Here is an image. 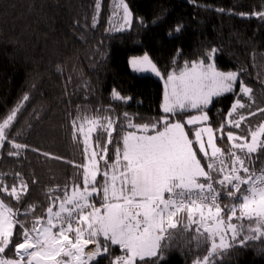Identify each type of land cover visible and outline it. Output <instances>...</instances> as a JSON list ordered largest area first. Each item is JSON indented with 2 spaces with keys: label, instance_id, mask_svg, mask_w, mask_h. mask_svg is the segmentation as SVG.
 Instances as JSON below:
<instances>
[{
  "label": "trees",
  "instance_id": "16d2710c",
  "mask_svg": "<svg viewBox=\"0 0 264 264\" xmlns=\"http://www.w3.org/2000/svg\"><path fill=\"white\" fill-rule=\"evenodd\" d=\"M125 2L133 13L132 24L117 31L122 15L118 0H100L94 27L97 0H0V122L20 105L8 135L15 142L30 146L19 156L8 155L11 147L7 141L0 148V180L12 186L22 178L28 184L27 193H21L19 201L3 191L0 200L18 213L15 219L26 228L36 218H43L42 223H46L47 208L53 206V211L58 210L59 201L54 198H62L65 188L69 194L75 185L83 188L82 168L78 165L87 163V153L83 133L72 127L73 119L81 117L77 124L83 125L84 131H88L96 116L101 122L105 116L116 121L112 144H106L102 128L97 127L89 134L94 147L98 142L97 152L107 146V156L112 162L115 146L123 134L142 133L138 128L127 127L129 120L135 125L157 124L159 129L165 116L170 123L173 119L185 123L189 115L198 113L187 111L175 117L164 113L165 80L135 72L130 63L134 57L147 54L165 79L173 71H181L185 64L191 66L200 60L214 61L224 72L240 73L236 89L215 97L212 106L205 109L209 114L208 125L213 129L223 126L224 138L220 139L216 133V143L225 153L231 146L227 132L247 135L250 140L249 130H256L264 122L262 112L249 115L264 108V20L253 15L264 11V0ZM178 25L180 32L175 31ZM213 48L217 51L210 61L207 54ZM241 80L253 89L254 104L242 94ZM114 90L131 99H114ZM24 96H28L27 101ZM236 99L249 105L238 110L247 117L239 129L227 123L228 119H234L228 113ZM197 127L189 128L194 131ZM17 132L19 136L15 135ZM198 157L207 171L208 159L201 153ZM251 159L253 171L264 168V150L252 154ZM100 167H104L103 160ZM102 181L99 176L97 184ZM245 187L242 186V191ZM221 194L222 215L227 221L228 208L234 200ZM100 197L92 196L91 200L99 206ZM173 219L177 227L169 229L174 234L171 240L162 241L163 258L157 264H196L210 251V241H205L207 234L202 228L196 231L199 224H189L186 210ZM193 220H198V214L193 215ZM231 223L240 222L234 218ZM243 223L247 226L251 222L245 218ZM20 233V225L16 224L4 257L16 258L13 245L22 241ZM73 236L74 233L70 234ZM110 251L119 254L115 246ZM94 264L109 262L100 258ZM147 264H152V260ZM215 264H264V237L218 251Z\"/></svg>",
  "mask_w": 264,
  "mask_h": 264
},
{
  "label": "snow or ice",
  "instance_id": "6c2138e0",
  "mask_svg": "<svg viewBox=\"0 0 264 264\" xmlns=\"http://www.w3.org/2000/svg\"><path fill=\"white\" fill-rule=\"evenodd\" d=\"M100 6V0H97L93 27ZM117 7L122 10V15L116 30L123 31L131 27L133 13L125 0H118ZM253 15L264 20V11ZM175 31L180 32L181 26L178 25ZM216 51L213 48L208 52L210 61ZM130 63L134 71L151 72L165 80L164 113L175 117L178 113L198 110V114L186 120L188 125H202L194 131L195 140L189 138L185 124L179 119L170 123L169 117L165 116L159 129L157 124L135 125L129 120L127 127L138 128L143 134H123L115 146V160L109 162L107 146L97 152L98 142L94 147L89 134L97 127L102 128L107 136L106 144H112L116 121L105 116L101 122L96 116L88 131H84L83 125L77 124L81 117L73 119L72 127L83 133L84 152L87 153V163L78 165L82 168L83 188L75 185L70 194L65 188L62 198H54L59 201L58 210L53 211V206H49L46 223H42L43 218H36L30 228L15 219L18 213L0 200V264H94L100 258L107 259L109 264H147L148 260L157 264L163 258L162 241L171 240L174 234L169 229L177 227L173 218L184 210L188 213L189 224H199L196 231L202 228L207 234L205 241H210V251L196 264H215L218 250L227 251L230 247L244 246L247 241L264 237V168L259 172L250 168L252 154L264 150V122L256 130H249L250 140L247 135L227 132V140L231 142L227 153L215 143L216 133L220 134V139L224 138L223 126L218 129L204 126L209 120L205 109L212 104L213 98L235 90L240 73L219 71L215 63L206 64L200 60L191 66L185 64L181 71H173L165 79L147 54L134 57ZM240 84L242 94L254 104L253 89L242 80ZM113 98L131 99L121 97L115 90ZM23 100L27 101L28 96ZM246 107L249 105L236 99L228 113L234 119H228L227 123L239 129L247 117L238 110ZM19 109L20 105L10 110L0 122V148L7 141L11 147L8 155L12 156H19L30 147L15 142L8 135ZM257 111L264 113V108L249 115H256ZM149 132L153 134L149 135ZM193 143L208 159L207 171L197 157ZM101 160L104 161L103 169ZM213 172L215 176L211 174ZM15 175L20 177L19 173ZM98 176L103 178L101 184H97ZM214 184L220 187H214ZM242 186H246L243 191ZM27 189L28 184L22 178L12 186L0 180V191L17 201ZM222 192L225 198L234 200L228 208L227 221L219 202ZM94 194L101 196L99 206L90 199ZM194 214H198V220H193ZM234 218L240 223H231ZM245 218L251 222L247 226L243 223ZM16 224L20 225L23 239L13 245L16 258H6L2 254L12 243ZM89 245L94 247L89 249ZM113 246L119 249V254L110 251Z\"/></svg>",
  "mask_w": 264,
  "mask_h": 264
},
{
  "label": "rangeland",
  "instance_id": "374dc122",
  "mask_svg": "<svg viewBox=\"0 0 264 264\" xmlns=\"http://www.w3.org/2000/svg\"><path fill=\"white\" fill-rule=\"evenodd\" d=\"M132 60V59H131ZM211 62H213L214 63V61H211ZM206 64L207 63H209V62H205ZM215 66H216V64H215ZM217 68V67H216ZM217 70H219L218 68H217ZM219 71H221V70H219ZM135 72H137V71H135ZM137 73H139V74H153V75H155L154 73H151V72H137ZM238 82V81H237ZM236 87H237V83H236V85H235V89H236ZM227 94V93H226ZM214 99V98H213ZM213 103V102H212ZM212 106V104H210L208 107H207V109L208 108H210ZM188 111H194V109H192V110H188ZM196 114H198L197 112L196 113H194V114H191V115H189V116H192V115H196ZM207 114H208V112H207ZM188 116V117H189ZM187 117V118H188ZM208 117H209V114H208ZM187 118H186V120H187ZM186 120H185V123H186ZM209 121V120H208ZM207 121V122H208ZM207 122H205V125L204 126H209L208 124H207ZM187 124V123H186ZM188 125V124H187ZM195 125H198V127L196 128V129H198V128H200L202 125H200V124H195ZM189 126H194V125H189ZM185 131L186 132H188L187 131V129L185 128ZM191 132H193L194 133V131L193 130H190ZM136 134H138V135H140V134H143V133H136ZM207 140V136H206V134H205V141ZM210 149V148H209ZM98 178H99V176H98ZM98 178H97V181H98ZM89 248H90V246H89ZM88 250V249H87ZM218 251H220V250H218Z\"/></svg>",
  "mask_w": 264,
  "mask_h": 264
},
{
  "label": "crops",
  "instance_id": "0c3cea01",
  "mask_svg": "<svg viewBox=\"0 0 264 264\" xmlns=\"http://www.w3.org/2000/svg\"><path fill=\"white\" fill-rule=\"evenodd\" d=\"M182 123H184V122H182ZM185 124V128L187 129V131H188V135H189V138L190 139H192V140H195V137H194V133L193 132H191L190 130H191V128H189V127H193V126H189V125H187L186 123H184ZM208 124V123H207ZM197 127V125H194V127ZM149 135H151V134H149ZM215 143H216V136H215ZM217 144V143H216ZM196 146H198L197 144H195V143H193V148H194V150H196L198 153H200L199 151H198V149L197 148H195ZM218 146V145H217ZM199 147V146H198ZM207 150L209 151V153H211V149H209V148H207ZM198 153H197V157H198ZM201 154H203V153H201ZM199 158V157H198ZM94 197L96 196L95 194L93 195ZM98 197H100V195H97ZM101 198V197H100ZM90 199H92L91 197H90ZM90 246V248L89 249H91V248H93L94 247V245H89ZM86 251H87V249H86Z\"/></svg>",
  "mask_w": 264,
  "mask_h": 264
},
{
  "label": "built area",
  "instance_id": "2783aa9c",
  "mask_svg": "<svg viewBox=\"0 0 264 264\" xmlns=\"http://www.w3.org/2000/svg\"><path fill=\"white\" fill-rule=\"evenodd\" d=\"M221 199H222V194H221V197H220V200H219V202H220V205H221ZM222 208V207H221ZM181 213V212H180ZM179 214V213H178ZM54 231H55V229H54Z\"/></svg>",
  "mask_w": 264,
  "mask_h": 264
}]
</instances>
